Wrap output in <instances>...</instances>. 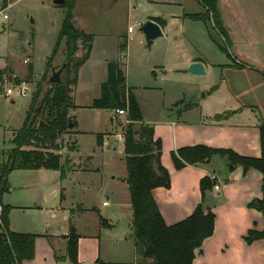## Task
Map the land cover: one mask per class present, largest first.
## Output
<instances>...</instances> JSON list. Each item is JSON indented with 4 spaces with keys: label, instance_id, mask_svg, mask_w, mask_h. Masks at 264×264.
Segmentation results:
<instances>
[{
    "label": "rangeland",
    "instance_id": "374dc122",
    "mask_svg": "<svg viewBox=\"0 0 264 264\" xmlns=\"http://www.w3.org/2000/svg\"><path fill=\"white\" fill-rule=\"evenodd\" d=\"M8 2L11 6L0 12V168L6 163L11 150L16 145L14 139L23 126L38 85L41 84L46 90L52 84L48 79H44V75L49 78L66 61L65 39H62L55 58L50 60V56L67 14V6L56 5L53 0H0V10L5 8ZM248 6L252 7L250 4ZM197 7L198 9L194 7L190 10L206 16L207 10L202 5ZM153 8L165 9L164 5L163 7L156 5ZM181 11L182 9H179L178 12ZM146 12L140 9H134L131 12L128 0H76L73 11L74 24L94 35L93 56L89 64L81 69L78 85H71L70 94L73 96L76 92L74 102L76 101L79 105L76 104V107L70 109L69 114L76 119L78 128L72 127L65 132L67 134H64L58 141L59 150L57 152L61 153L63 163L69 162L71 158L72 162L83 164L84 169L89 165L85 160L86 156L91 155L92 166L99 167L100 170H83L80 174L76 173L67 178H63L61 172L49 170L51 175L47 178L48 182L45 183L43 180L47 186V184L57 185V177L61 180L66 178L63 184L67 187L68 196L63 206L75 207L77 203H82L81 206L88 207L79 217H72V221L83 235L96 239L97 236L101 238L104 252L102 257L105 258L110 257L111 254L116 257L112 242L120 236L128 241L132 233L133 221V210L129 205L130 191L126 185L128 169L124 142L118 141L116 137V134L125 129L128 124V112L120 114L118 110L97 109L90 106L91 101L100 97L101 84L108 78L109 62L123 61L122 67L127 76V87L136 97L143 115V122L153 125L159 132L163 127L169 130L171 123L169 127H166L167 121H177L181 124L185 123L183 120L190 123L196 122L201 111L207 115L212 109H224L231 100L227 96L229 85L226 83H223L222 88L215 95L210 96V92L207 91L209 86L222 83L220 73L197 77L186 73L182 76L183 73L174 68L179 67L175 54L179 51V47L175 44L177 37L183 35L187 41L185 49L190 53H198L192 42L199 41L201 44L207 36L211 44L215 46L216 57L230 59L231 52L234 51L241 55L239 59L245 56L248 62L256 63L258 67L264 66L263 17H250L251 24L254 26V32L251 35L253 42L240 40L239 48H231V45L235 46L233 39L226 42L211 20L202 19L204 21L193 22L194 19L187 16L189 13H185L186 24L179 21L172 23L167 34L156 39L151 47L147 45L144 35H141L140 27H136L135 31L130 33L132 39H128L127 48L122 51L124 54H120L119 43L124 37L127 38L128 26L138 20L143 23L148 20L144 16ZM4 13L8 14V18H4ZM202 34H204L203 38ZM78 44L77 58L85 55L87 46L82 40H79ZM219 44L227 47L228 50L221 51ZM30 65L32 66L31 72ZM162 65L168 69L164 74ZM157 73L158 76H156ZM60 74L63 77V71ZM73 77L74 74H72ZM25 85L28 89L24 94L10 95L7 92L9 88L17 90ZM263 107L259 106L252 114L255 117H260L261 114L264 116ZM30 120H32V115ZM113 123L117 127L116 131L111 128ZM103 132L108 134L109 140L104 147H100L98 137ZM114 146H117L116 150L113 149ZM32 147L34 146L26 148ZM171 160L173 161L172 157ZM231 165L230 162L226 165L222 160L215 159L212 162V169L221 173L219 177L221 181L224 175L229 174ZM208 170H211V167H208ZM21 172L16 171L13 174V184L28 182L33 178ZM211 175L209 178L213 182ZM70 177L71 180H68ZM79 179L82 182L81 185H79ZM80 186L82 190H78ZM213 188H220V184L219 187L213 184ZM216 192L220 197L225 195L222 190ZM31 195L30 190H16L11 193L8 200L15 203L26 200L25 198ZM48 201L52 202L53 197H50ZM104 201L109 204L103 205ZM223 202L227 203L228 199ZM53 206L55 207V204ZM99 207L103 212L113 215L115 225L112 228H103L97 212ZM205 209L211 210L206 207ZM50 212H52L51 215L46 214V217L52 218L50 221L53 220L56 227L69 225L68 218L62 210L56 209ZM9 217L12 218V222L17 223L18 230L35 234L38 232L35 228L42 229V226H39V218L22 209L10 212ZM236 226H238L237 223ZM236 226L229 224L228 219L224 220L223 217V226H220L219 232L230 234L232 230L236 233L235 229H232ZM97 245L93 243L89 245L90 251L87 253L90 256L89 259L97 257ZM52 246L56 251L63 249L61 243L58 242L53 243ZM52 246L45 244L39 247L40 258L47 255V251L49 252ZM128 257V252L125 256L117 255L118 260H127ZM208 258L215 264L220 262V256L214 253L208 254ZM41 261L40 259L39 262Z\"/></svg>",
    "mask_w": 264,
    "mask_h": 264
},
{
    "label": "crops",
    "instance_id": "0c3cea01",
    "mask_svg": "<svg viewBox=\"0 0 264 264\" xmlns=\"http://www.w3.org/2000/svg\"><path fill=\"white\" fill-rule=\"evenodd\" d=\"M248 4L252 7H249ZM156 5L161 7L164 5L165 9H154L153 7ZM198 5H202L207 10L200 0H128V7L131 12L134 9L146 10L147 12L144 14L147 17L146 19L154 20L153 18L159 17L165 20L166 24L164 26L155 20L162 26L164 35L167 34L172 23L179 21L186 24L185 13L201 14L190 10V8L194 7L198 9ZM218 8L226 32L229 35V41L233 39L232 42L235 45H231V48H239L240 40L242 42H253L251 35L254 32V26L251 24L250 17L264 18V0H218ZM179 9H182L180 13L178 12ZM199 20L204 21L198 19L193 20V22H200ZM141 35L143 36L142 31ZM126 36L128 45V39H132V34L128 32ZM201 37L203 38L204 34ZM155 42L156 40L153 44ZM201 42V44L199 41L192 42L195 44L194 49L198 50V53L194 54L186 51L185 46L187 41L183 35L177 37L175 44L179 47V51L175 52V54L177 56V66L179 67L174 68L182 72V76H185L186 73L190 74L186 69L191 62H203L206 68L205 75L220 73L221 76V84L211 85L207 89L210 92V96L218 93L223 83H226L229 85L227 96L231 100L228 101L224 109H212L207 115H204L201 111L198 118H196V122L193 121L190 123L187 120H183L185 123L181 124L177 121H167L168 124H166V127H169V123H171L168 131L164 129L165 127L161 128L160 132L155 128V137L159 138L163 145L162 163L168 168L171 174V187H158L154 189L153 193L163 217L168 224H174L185 219L200 203L215 213V231L213 235L204 241L201 249L197 251L194 264H197L199 261L201 264H215L208 258V254L212 253L220 256L219 264H264V240H255L250 244L245 240V235L250 228H264L262 213L258 209L251 208L248 205L255 198H261L263 195L262 173L255 168H251L245 174L242 166L235 165V169H229V174L224 175V178L220 181L219 177L221 173L212 169V162L215 159H220L227 165L229 163L227 157L216 155L209 163L187 165L181 170H177L171 160L172 151L183 146L197 144H205L218 148H230L244 156L260 157L262 154L260 125L264 122V116L261 114L260 117H255L252 113L259 106H264L263 64V67H258L256 63L248 62V59L241 52L246 60L244 58L239 59L238 57H241V55L238 52L235 53L232 49L233 52H231L230 59L222 58L221 56L216 57L215 46L211 44L212 42L208 40V37L205 36V39ZM219 48L223 51L222 45L219 44ZM92 52L93 47L89 59L79 70L78 83L80 81L81 69H84L92 60ZM120 54H124V52H120ZM162 66L164 74L168 69H165V65ZM190 75L193 77L205 76ZM156 76H158V73ZM75 94L76 92L73 94L74 100L76 99ZM205 96L207 97V92ZM75 104L78 103L75 101ZM76 127L78 128V124ZM111 128L115 131L117 129L114 123ZM102 135L103 143L99 145L100 147H104L107 140H109L107 133L103 132ZM113 149L116 150L117 146H114ZM69 160L73 168L67 177L76 173L80 174L83 170H100L99 167L92 166L91 155L86 156L85 160L89 164L86 169H84L83 164H79L80 162H72L71 158ZM81 162L83 163V161ZM208 167H211V170H208ZM49 170L60 173L59 170L46 168L13 170L9 176V181L12 186L11 191L5 193L3 196V203L11 206V213L15 209H22L25 212L32 213L36 218H39V226H42V229L35 228V231H38L35 233L38 235L35 243V257L31 260L24 261L23 264H139L131 235L128 237V241H125L119 235L120 238L112 242L116 250V257L114 254H111L110 257H102V253L104 252L101 238L97 236L96 239L89 235H83L72 221V217H79L88 207L81 206L82 203H77L78 205L75 207L63 206L68 196L67 187L63 184V181L67 177L64 180L57 177V185L47 184V187L45 183L48 182L47 178L51 175ZM16 171H22L21 173L23 175L32 176L33 178L28 182L18 183L17 185L13 184L12 176ZM236 171L238 172L236 173ZM211 174L217 176L213 182H218L220 188L207 189L203 198L200 180L204 176L210 177ZM68 180H71V177ZM78 182L81 185L82 182L80 179ZM16 190H30L32 191V195L29 197L26 196V200L11 203L8 199H10L11 193ZM78 190H82V187L80 186ZM218 190H222L225 195L220 197L219 193L216 192ZM50 197H53L52 202L48 201ZM222 199H228V202H223ZM54 204L55 207L53 206ZM108 204L109 202L107 201L103 202V205ZM129 205L132 207L131 195ZM56 209L62 210L65 213V216L68 218V226L63 225L58 228L54 225L53 220L50 221L52 218L48 219L46 217V214L51 215L52 212L50 211ZM97 212L99 216L107 221V225L101 223L103 228H112L115 225V219L111 213L107 214L103 212L100 207L97 209ZM223 217L224 220L226 218L228 219L229 224L235 226L236 223L238 224V226L232 228L235 229L236 233L232 230L230 234L223 233L222 231L219 232L220 226H223ZM10 223L13 230L28 232L18 230V225L14 221L12 222V218H10ZM71 225L74 226L76 232L79 234L78 257L75 262L67 256V236L69 235ZM129 228L131 229L130 226ZM57 242L63 246V249L60 248L58 250L59 252L52 246L53 243ZM92 243L93 245H97L96 243H98V252L97 257L89 259L90 256L87 253L90 251L89 245ZM45 244L51 245V250L49 252L47 251V255H43L40 258L41 253H39V247ZM126 252L129 255L127 260L117 259V255L125 256ZM40 259L42 260L41 262H39Z\"/></svg>",
    "mask_w": 264,
    "mask_h": 264
},
{
    "label": "trees",
    "instance_id": "16d2710c",
    "mask_svg": "<svg viewBox=\"0 0 264 264\" xmlns=\"http://www.w3.org/2000/svg\"><path fill=\"white\" fill-rule=\"evenodd\" d=\"M200 1L207 8L206 16L203 14L187 16L194 20H211L228 42L229 35L222 21L218 0ZM63 5L68 8L67 14L50 56V60L55 58L62 39H65L66 66L62 80L51 82L52 75L49 78L44 75V79H48L52 84L46 90L41 84L38 85L23 126L14 139L16 145L11 150L6 163L0 168V264H23L24 261L35 257L37 235L13 230L9 217L11 206L3 203L4 194L12 188L9 181L10 173L16 169L46 168L59 170L64 178L73 168L70 161L62 162V155L57 152L58 141L65 132L77 125L76 119L69 114L70 109L76 107L74 97L70 94L71 85H77L79 70L90 57L94 35L74 24L73 11L76 0H67ZM153 19L163 26L166 24L165 20L159 17ZM79 40L84 41L87 46L85 55L77 58ZM126 48L127 38L124 37L119 44V50L122 52ZM222 50L228 49L222 46ZM108 66V78L101 84L100 97L95 98L90 106L97 109H128L130 122L126 126L124 148L128 169L127 183L133 210L131 237L137 261L139 264H194L197 251L215 231V213L206 210L200 203L185 219L174 224L165 221L153 193L155 188L171 187V174L161 159L162 141L155 137L154 126L143 122L136 97L127 87L122 63L115 60L109 62ZM72 74H74L73 78ZM41 93L43 94L40 98ZM31 115L32 120H30ZM70 123L73 125L70 126ZM102 138L103 135L100 134L99 145L103 143ZM260 143L262 150L260 157L244 156L230 148L205 144L180 147L172 151L171 156L177 170L187 165L209 163L216 155L227 157L232 165L242 166L245 174L251 168L259 170L263 175V195L261 198H255L248 205L258 209L264 220V122L260 125ZM28 146L34 147L26 148ZM71 147L75 146L71 145ZM213 184L215 183L208 176L201 178L203 198L206 190L212 189ZM101 223L107 225V221L102 217ZM67 238V256L75 262L78 257L79 234L73 225ZM259 239L264 240V228H250L245 235V240L249 244Z\"/></svg>",
    "mask_w": 264,
    "mask_h": 264
},
{
    "label": "water",
    "instance_id": "95a60500",
    "mask_svg": "<svg viewBox=\"0 0 264 264\" xmlns=\"http://www.w3.org/2000/svg\"><path fill=\"white\" fill-rule=\"evenodd\" d=\"M66 1L67 0H53L54 4L56 5H63ZM140 30L143 32L146 43L149 47L153 45L154 41L157 38L164 35L162 26L158 22L152 19L146 20L140 27ZM65 66H66V63H63V65L59 68L57 72L55 71L53 72L52 76L50 77L51 82H59L62 80L60 73L64 70ZM186 71L193 75H205L206 74L205 65L201 61L191 62L189 66L187 67ZM72 125L73 123H70V126ZM229 169L234 170L235 165H231Z\"/></svg>",
    "mask_w": 264,
    "mask_h": 264
},
{
    "label": "built area",
    "instance_id": "2783aa9c",
    "mask_svg": "<svg viewBox=\"0 0 264 264\" xmlns=\"http://www.w3.org/2000/svg\"><path fill=\"white\" fill-rule=\"evenodd\" d=\"M10 6H11V3L8 2L6 4V7L5 8H2L0 10V12H3L5 9L9 8ZM3 16H4V18H8V14L7 13H4ZM142 24H143L142 21H140V20L136 21L134 24L128 26V32L129 33H133L135 31V28L136 27H141ZM27 89H28V86L25 85V86H23V87H21L20 89H17V90H15L13 88H9L7 92L10 95H13L15 93L24 94ZM117 110H118V113H120V114H126L128 112V109H117ZM127 120H128V123H129L130 120H129L128 116H127ZM125 132H126V127L121 132H118L116 134V137H117L118 141H121V142H124L125 141ZM211 178L213 180H216L217 176L213 174V175H211ZM215 187H219L218 182H215Z\"/></svg>",
    "mask_w": 264,
    "mask_h": 264
}]
</instances>
